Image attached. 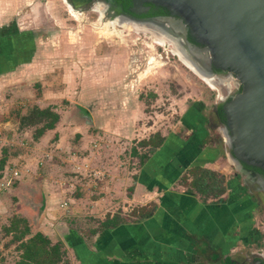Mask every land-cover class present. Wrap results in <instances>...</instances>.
I'll return each mask as SVG.
<instances>
[{
	"label": "rangeland",
	"instance_id": "374dc122",
	"mask_svg": "<svg viewBox=\"0 0 264 264\" xmlns=\"http://www.w3.org/2000/svg\"><path fill=\"white\" fill-rule=\"evenodd\" d=\"M67 4L77 17L69 11ZM103 5L101 0H0V29L6 26V29L11 27L38 34L35 38H39L42 48L41 83L51 91L59 89L57 95L60 97L47 99L51 103L49 107L66 116L83 112V118H75L78 124L89 129L90 139L85 147H80L78 140L76 152L68 150L66 161L57 159L59 173L56 170L57 174L53 173L51 167L48 169L55 175L52 178L57 181L54 185L58 183L56 188L71 197L84 196V192L92 196L103 183L107 174L105 167H113L107 160L116 157L118 167H139L138 158L131 154L132 149L138 148V142L159 134L165 138L163 145L167 143L169 150L165 160L185 158L187 154L183 152L171 154L184 145L187 152L194 153L193 156L203 153L204 160L217 162L221 169L228 170L235 186L230 199L243 201L248 208L242 229L229 231L232 240L225 247H219V242L213 239L208 254L207 248H203L199 264H225V259L235 264H250L254 258H260L257 254L264 256V206L254 200L256 197L248 196L244 178L229 161V150L222 138L224 127L215 114L227 89L208 87L185 68L172 53V46L156 44L150 30L138 28L131 32L117 26L112 31V28L104 27V19L111 15L105 12ZM214 76L224 79L222 75ZM34 88L11 101L9 97L2 99L0 90V128L5 121L17 123L19 115L41 104L35 100L39 101L42 87ZM33 131L29 128L5 130L3 134L12 145L8 147L5 142L0 147V155L4 148H11L12 154L24 151L23 147L31 144ZM71 136L68 133L65 140ZM51 138L44 149L50 147ZM137 150L140 154L146 151ZM33 151L27 149L24 154ZM23 162L11 164L23 170L26 165ZM66 164L72 169L66 168ZM37 169L36 172L41 174L43 168ZM24 180L19 177L14 182ZM34 183L30 182L28 186ZM44 183L46 181H39L38 185ZM15 199L11 189L0 194V264H15L19 256L17 245L12 244L4 232V227L17 214L11 207ZM65 199L70 202L69 198ZM124 213L129 214L130 209ZM212 253L223 261L212 259ZM65 261L70 264L67 256Z\"/></svg>",
	"mask_w": 264,
	"mask_h": 264
},
{
	"label": "crops",
	"instance_id": "0c3cea01",
	"mask_svg": "<svg viewBox=\"0 0 264 264\" xmlns=\"http://www.w3.org/2000/svg\"><path fill=\"white\" fill-rule=\"evenodd\" d=\"M67 6L71 12L72 7ZM5 27L0 29L1 98L6 100L9 97L11 101L25 96L32 87L37 89L41 85V97L39 101L35 100L41 104L36 107L44 109L42 105H45L51 108L47 99L60 97L57 95L59 89L51 91L41 83L42 48L39 38H35L38 34ZM36 95L33 97L36 98ZM58 115L60 119L55 129L36 141L31 138L30 146L23 147L24 151L13 154L11 148L1 151L0 194L11 189V196L16 198L11 203L12 209L33 224L34 233H42L53 244L61 243L70 264H199L203 248H207L205 252L208 254L213 239L219 242V247H225L232 240L229 231L244 226V214L248 208L243 201L233 202L230 199L235 188L230 172L221 169L217 162L204 160L203 153L193 156L194 153L187 152L188 148L184 145L176 150L173 148L171 154L183 152L187 154L185 158L165 160L169 151L166 143L142 164L139 162L136 168L118 167L116 157H113L107 160L113 167H105L107 174L98 192H93L92 196L85 192L84 196L77 194L74 197L63 194L61 189L56 188L58 183L54 185L57 181H52L59 164L57 159L66 161L65 153L68 150L76 152L79 141L80 147H85L90 137L88 126L77 123L84 117L83 112H73L72 116L59 112ZM1 127L3 132L25 130L19 128L18 121H5ZM68 133L72 136L65 140ZM48 138H51L50 147L44 149ZM11 145L8 142L7 146ZM27 149L34 151L24 154ZM22 161L26 163L23 170L11 164ZM195 165L226 178V193L221 200L203 203L199 196L181 185L182 176ZM39 167L43 168L41 174L37 173ZM50 167L53 173L48 170ZM66 168L72 169L69 164ZM11 169H17L20 178L26 180L13 181V185L3 189L1 184L7 181L5 174ZM56 172L59 173L58 169ZM30 178L33 181H28ZM36 181L46 183L41 186ZM30 182L36 183L28 186ZM140 208L146 209L147 216L140 215ZM128 209L130 213L125 214ZM116 215L121 223L113 228H103L102 224ZM80 218H83L82 222L78 221ZM211 257L223 261L221 257L217 258L216 253H212Z\"/></svg>",
	"mask_w": 264,
	"mask_h": 264
},
{
	"label": "water",
	"instance_id": "95a60500",
	"mask_svg": "<svg viewBox=\"0 0 264 264\" xmlns=\"http://www.w3.org/2000/svg\"><path fill=\"white\" fill-rule=\"evenodd\" d=\"M130 1L131 14L147 11L143 5L149 4L178 18L146 22L168 24L202 71L213 66L235 76L240 93L220 105L228 136V144L224 143L231 152L228 158L242 178L245 166L264 170V0ZM187 33L202 48L188 44Z\"/></svg>",
	"mask_w": 264,
	"mask_h": 264
},
{
	"label": "trees",
	"instance_id": "16d2710c",
	"mask_svg": "<svg viewBox=\"0 0 264 264\" xmlns=\"http://www.w3.org/2000/svg\"><path fill=\"white\" fill-rule=\"evenodd\" d=\"M220 116H222L221 113ZM59 119L58 113L53 109H40L35 106L29 109L26 115L19 116L17 121L20 129H34L32 138L36 141L46 132L55 129ZM164 142L165 138L159 134L151 136L147 140L138 142V148H133L131 154L133 157H137L142 164L150 155L156 153ZM137 149L146 151L144 154H140ZM229 153L231 154L230 151ZM3 163L4 161L1 162V165ZM181 185L199 196L203 203L221 200L226 193V178L218 172L198 165L189 168L187 173L182 176ZM138 212L144 216L148 214L145 208L138 209ZM120 223V218L116 215L113 219L108 218L102 225L103 228L109 229ZM4 232L7 237L11 238L10 242L17 245L19 256L15 264H68L65 261L66 251L63 245L61 243L53 244L47 236L40 232L34 233L33 224L22 215L19 216V213L14 215L9 224L4 227ZM225 264L235 263L227 259Z\"/></svg>",
	"mask_w": 264,
	"mask_h": 264
},
{
	"label": "flooded vegetation",
	"instance_id": "af4514ba",
	"mask_svg": "<svg viewBox=\"0 0 264 264\" xmlns=\"http://www.w3.org/2000/svg\"><path fill=\"white\" fill-rule=\"evenodd\" d=\"M102 4H104V9L107 14L111 13L110 15L116 16L117 14L120 15L121 17H126L127 19H132L134 20L133 22H146L147 20H153L157 18H162V19H174L178 20L176 17H172L166 10L162 8H155L154 6H151L149 4H144V8H148L147 11L141 12L139 15H134L129 12V9L132 7L131 1L130 0H101ZM149 25V22L145 23ZM186 42L192 46H197L199 48H202L201 46L197 45L194 41L191 40L189 37L188 33L186 34ZM207 72L210 73L211 75H222V77L225 79H231L236 82V85L232 88V93L230 95H227V90H226V95L222 97L219 100V103L215 109V114L218 116L220 123L224 127L221 129L223 132H226L225 127H226V119L224 115L221 112V104L227 103L230 101L234 96H236L238 93L241 91V86L239 82L235 79V76L228 72V71H221L218 69H215L213 66H210L209 69H207ZM224 75H227L224 77ZM233 79H232V78ZM223 87V86H222ZM226 88V87H225ZM228 89V88H226ZM222 116H220V113ZM223 138V136H222ZM223 141L226 142L223 138ZM246 172L244 175V181L243 184L246 186L248 189V196L249 197H256L254 200L259 204L264 206V170L260 168H254V167H246ZM258 257L260 258H254L253 261L250 264H264V257L261 256L260 254H257ZM252 256V255H251ZM254 256V255H253ZM263 259V260H262Z\"/></svg>",
	"mask_w": 264,
	"mask_h": 264
},
{
	"label": "bare ground",
	"instance_id": "6f19581e",
	"mask_svg": "<svg viewBox=\"0 0 264 264\" xmlns=\"http://www.w3.org/2000/svg\"><path fill=\"white\" fill-rule=\"evenodd\" d=\"M71 13H73L75 15V12L73 11L72 8H71ZM101 14H103V13H101ZM109 14H111V13H109ZM75 17H77V15H75ZM145 23H147V22L137 23V22H133V21H126V20H123L117 16L112 15L110 18L104 19L103 26L112 28V31L115 30L117 26L121 27L122 29L130 30V31L133 29L137 30L138 28H141L142 31L145 29H148V31L150 30L152 32L153 38H155L156 44H158L160 47L161 46L165 47L166 45H170V47L172 46V53L178 57L179 61L185 66V68H187L194 75H196L201 81H203L211 89L217 90L219 86H223V87H226L228 89H232L236 85V82L231 80V79H221V78L215 77L214 75H211L208 72L202 71L198 67V65L193 60H191L190 57H188V55L184 51L183 39L179 35H177L175 33L173 34V31L171 30V28L168 24H166V23L165 24H159V23L149 22V25H148ZM138 25L141 27H138ZM148 26H150V27H148ZM223 138L226 141L225 143L228 144V136L225 132H223ZM231 163H233V165L237 167V165L233 161H231Z\"/></svg>",
	"mask_w": 264,
	"mask_h": 264
},
{
	"label": "built area",
	"instance_id": "2783aa9c",
	"mask_svg": "<svg viewBox=\"0 0 264 264\" xmlns=\"http://www.w3.org/2000/svg\"><path fill=\"white\" fill-rule=\"evenodd\" d=\"M232 92H233L232 89H227V95H230ZM5 142H6V138L3 134V131L0 130V147H2ZM5 176H6L7 181H5L3 184H1V186H2L1 188H3V189H5L8 185L10 186L14 180H17L20 177V172L17 169H11L7 172V174H5ZM64 206H66V205H64ZM261 256H263V255H261Z\"/></svg>",
	"mask_w": 264,
	"mask_h": 264
}]
</instances>
